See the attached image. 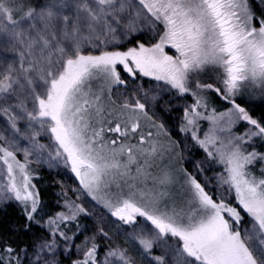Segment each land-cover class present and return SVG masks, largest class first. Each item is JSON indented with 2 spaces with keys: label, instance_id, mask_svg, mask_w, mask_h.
Segmentation results:
<instances>
[{
  "label": "snow or ice",
  "instance_id": "snow-or-ice-1",
  "mask_svg": "<svg viewBox=\"0 0 264 264\" xmlns=\"http://www.w3.org/2000/svg\"><path fill=\"white\" fill-rule=\"evenodd\" d=\"M0 264H264V0H0Z\"/></svg>",
  "mask_w": 264,
  "mask_h": 264
},
{
  "label": "trees",
  "instance_id": "trees-1",
  "mask_svg": "<svg viewBox=\"0 0 264 264\" xmlns=\"http://www.w3.org/2000/svg\"><path fill=\"white\" fill-rule=\"evenodd\" d=\"M9 211H11V209Z\"/></svg>",
  "mask_w": 264,
  "mask_h": 264
}]
</instances>
